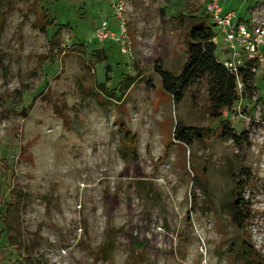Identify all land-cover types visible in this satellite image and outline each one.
<instances>
[{"label": "rangeland", "instance_id": "1", "mask_svg": "<svg viewBox=\"0 0 264 264\" xmlns=\"http://www.w3.org/2000/svg\"><path fill=\"white\" fill-rule=\"evenodd\" d=\"M114 1L0 0V213L15 203L21 229L12 243L0 227V264H264V48L215 119L206 79L176 100L155 71L181 73L190 25L214 26L206 0H126L131 55L93 37L116 31ZM222 1L264 27V0ZM176 125L202 132L188 147Z\"/></svg>", "mask_w": 264, "mask_h": 264}, {"label": "trees", "instance_id": "2", "mask_svg": "<svg viewBox=\"0 0 264 264\" xmlns=\"http://www.w3.org/2000/svg\"><path fill=\"white\" fill-rule=\"evenodd\" d=\"M48 24L55 26V21L45 11ZM67 29L65 26H59L57 32L52 37V40L58 38L61 31ZM215 28L206 26L202 20L192 23L188 29V46L187 58L181 73L178 76H173L168 71H165L160 66L155 67L156 73L159 75L162 82V89L165 93L178 100L182 93L190 85L199 82L201 79H206L208 98H209V113L215 119L222 117L223 111L232 107L234 103L239 101L236 81L230 73L222 66L220 61L215 56L216 46L213 44L212 39L216 36ZM52 43V42H51ZM247 72L240 70V78L244 84L245 90L248 89ZM220 123H222L220 121ZM221 137L224 140H232L233 143L238 145L239 138L230 135L227 127V122L222 123ZM199 129L186 128L176 125L174 128V138L178 142H182L186 146H191L192 139L200 135ZM121 139L126 145L133 146L135 144L134 136L129 133H122ZM242 174L249 175V171H243L238 174L235 182L236 199L233 202L234 212L232 214V221L241 227L246 221L248 215L243 213L247 205L242 198L241 190L244 184L241 181ZM0 227L7 234L9 241L15 242L11 237V233L20 234L19 219L17 216L15 203L5 202L2 212L0 213ZM243 254L246 258H253L252 247L246 243L243 245Z\"/></svg>", "mask_w": 264, "mask_h": 264}, {"label": "built area", "instance_id": "3", "mask_svg": "<svg viewBox=\"0 0 264 264\" xmlns=\"http://www.w3.org/2000/svg\"><path fill=\"white\" fill-rule=\"evenodd\" d=\"M114 16L117 23L116 31H111L106 21H101L93 34L98 42L111 41L119 46L124 55H131L127 41V2L115 0L113 3ZM206 14L212 21L215 31L222 36L225 49L228 53L226 60L220 61L236 81L239 100L242 99L245 88L240 78V70L254 74L263 62L264 27L256 22L254 25L239 23V10H228L222 0H206ZM212 42L218 45L217 37Z\"/></svg>", "mask_w": 264, "mask_h": 264}]
</instances>
